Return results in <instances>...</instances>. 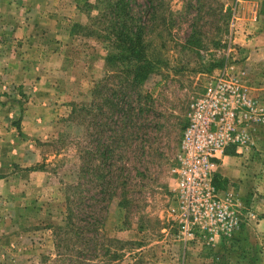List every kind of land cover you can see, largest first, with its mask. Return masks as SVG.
<instances>
[{"label": "rangeland", "instance_id": "374dc122", "mask_svg": "<svg viewBox=\"0 0 264 264\" xmlns=\"http://www.w3.org/2000/svg\"><path fill=\"white\" fill-rule=\"evenodd\" d=\"M95 3L0 0V264H59L50 228L65 219L68 197L107 207L106 235L127 243L122 264H264V0L159 2L148 36L159 70L135 98L153 105L151 124L162 129L147 131L155 139L151 151L158 150L141 160L149 167L147 187L129 209L119 205L122 190L111 197L108 184L128 165L143 173L141 142L127 149L115 141L110 128L120 115L104 104L119 81L106 71L109 47L75 28L90 24ZM230 68L246 72L262 114L251 122L248 146L234 154L237 180L217 172L228 181L220 192L232 199L237 225L213 238L201 231L187 238L174 169L188 108ZM95 86L106 88L102 96L93 95ZM74 104L93 108L90 116L84 110L73 117ZM105 121L109 128L98 126ZM103 146L112 151L107 160Z\"/></svg>", "mask_w": 264, "mask_h": 264}, {"label": "trees", "instance_id": "16d2710c", "mask_svg": "<svg viewBox=\"0 0 264 264\" xmlns=\"http://www.w3.org/2000/svg\"><path fill=\"white\" fill-rule=\"evenodd\" d=\"M145 1L148 4L146 8L139 5L140 0H96L95 5L88 6V10L93 12V14L88 13L90 14V24L75 25V28L104 41L109 47V53L105 59L106 71L109 75L111 74V79L118 78L119 81L118 84L115 83V87L113 85L114 88L109 89L112 91L111 99L108 100L105 96L104 104L113 103L112 115H120V120L112 119L110 130H113L115 134V141H118L117 143L122 141L127 149L131 148L135 142H141L142 153L137 160L138 163H141L143 157H153L152 154L158 150L151 151V145L155 139L151 140L150 133L147 131L158 129V127L162 129V125L159 123L151 124V114L157 113L153 105L141 106L136 101L140 95L135 98L136 90L159 70L160 64V59H154L149 53L148 36L161 7L159 2L164 0ZM118 74L122 77L116 76ZM118 85L119 88H117ZM104 89L106 88L95 86L93 95L102 96ZM72 107L73 117L76 113L85 110L86 118H88L93 109L79 107L77 104ZM89 107H92V104ZM106 119L108 117H104V120ZM98 126L106 129L108 124L105 121ZM103 147L102 154L104 160H107L112 151L108 148L106 150V146ZM146 148L148 151L145 150ZM127 162L130 161L127 160ZM150 162L151 159L147 163ZM141 164L144 167L146 161H142ZM41 168L38 166L32 170H41ZM139 169L137 167L130 168V165L118 169L119 173L115 174L113 180L108 184L111 197L116 196L117 190H122L120 196L123 199L119 205L125 209L132 208L136 202L134 199L136 194L143 193V189L147 187L146 176L149 167L145 166L143 173H140L141 169ZM134 171L137 173L133 177ZM110 172L108 175L111 174ZM98 176L101 177V175ZM120 179L123 181L119 182ZM226 183H228L226 179L218 174L215 175L214 185L217 190L222 191ZM70 189H74V187L70 186ZM103 191L104 189H101L99 194H102ZM66 202L67 212L62 224L50 228L55 237L58 251L59 260L56 263L122 264L127 243L106 235V216L102 213L103 211L107 213L108 209L101 207L102 201L79 203L75 198L68 197ZM82 205L84 208H81ZM136 256L138 257V255ZM134 264H140V259L135 258Z\"/></svg>", "mask_w": 264, "mask_h": 264}, {"label": "built area", "instance_id": "2783aa9c", "mask_svg": "<svg viewBox=\"0 0 264 264\" xmlns=\"http://www.w3.org/2000/svg\"><path fill=\"white\" fill-rule=\"evenodd\" d=\"M260 117L246 72L234 68L213 77L191 102L174 169L184 237L201 231L213 238L237 225L232 199L216 189L214 178L230 147L248 146L251 122Z\"/></svg>", "mask_w": 264, "mask_h": 264}, {"label": "crops", "instance_id": "0c3cea01", "mask_svg": "<svg viewBox=\"0 0 264 264\" xmlns=\"http://www.w3.org/2000/svg\"><path fill=\"white\" fill-rule=\"evenodd\" d=\"M234 154H237L236 149L234 147H230L227 150L226 156L219 163V169H218V173L221 176L231 181L237 180V173L239 172V169L237 168L238 158L237 155ZM244 235L245 233H242L241 238H243Z\"/></svg>", "mask_w": 264, "mask_h": 264}]
</instances>
